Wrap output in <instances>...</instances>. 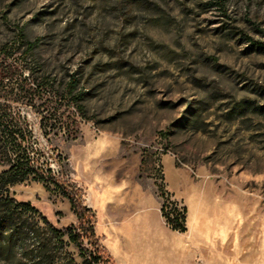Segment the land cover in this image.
I'll list each match as a JSON object with an SVG mask.
<instances>
[{"label": "rangeland", "instance_id": "obj_1", "mask_svg": "<svg viewBox=\"0 0 264 264\" xmlns=\"http://www.w3.org/2000/svg\"><path fill=\"white\" fill-rule=\"evenodd\" d=\"M2 111L39 167L84 192L112 264H145L131 246L157 250L146 264H264V0H0ZM8 195L35 214L0 264H87L52 185Z\"/></svg>", "mask_w": 264, "mask_h": 264}, {"label": "trees", "instance_id": "obj_2", "mask_svg": "<svg viewBox=\"0 0 264 264\" xmlns=\"http://www.w3.org/2000/svg\"><path fill=\"white\" fill-rule=\"evenodd\" d=\"M214 6L223 8L225 0H212ZM32 44L27 45V49ZM77 80L70 76V80L62 91V99L67 102H77L80 97L76 93ZM31 131L23 125L21 118L0 112V258L11 247L12 238L15 239L22 230L19 221L24 214H35L29 203H17L8 195V188L23 183L29 178L37 182L52 185L68 202L74 214L77 226L67 229L65 235L68 241L77 249L87 264H112L110 257L101 246L102 239L95 233L96 218L94 213L84 205L85 194L75 185L69 184L61 178L52 175L51 170H43L32 156L29 145ZM162 199L160 213L171 231L185 233V210L178 208L161 185L157 187ZM57 237L64 234L54 231ZM6 234L9 236L5 240ZM86 245L88 247H86Z\"/></svg>", "mask_w": 264, "mask_h": 264}, {"label": "crops", "instance_id": "obj_3", "mask_svg": "<svg viewBox=\"0 0 264 264\" xmlns=\"http://www.w3.org/2000/svg\"><path fill=\"white\" fill-rule=\"evenodd\" d=\"M102 239V238H101ZM102 241H103V239H102ZM124 245H128V244H124ZM130 246V245H129ZM132 250H134L135 251V253L136 254H139L138 256H143V258H144V263L146 264V263H148V258L149 257H151V255L153 254V252H156L157 250L155 249V250H153V249H150V252H149V254H141V253H139V252H137V250L135 249V247H130ZM134 255V254H133ZM148 257V258H147ZM175 259H176V264L179 262V259H177L176 257H175ZM116 262H117V260H116V257L114 258V263L116 264ZM185 262L186 263H188V258H186V260H185Z\"/></svg>", "mask_w": 264, "mask_h": 264}, {"label": "built area", "instance_id": "obj_4", "mask_svg": "<svg viewBox=\"0 0 264 264\" xmlns=\"http://www.w3.org/2000/svg\"><path fill=\"white\" fill-rule=\"evenodd\" d=\"M195 264H202V262L199 260V261H196Z\"/></svg>", "mask_w": 264, "mask_h": 264}, {"label": "bare ground", "instance_id": "obj_5", "mask_svg": "<svg viewBox=\"0 0 264 264\" xmlns=\"http://www.w3.org/2000/svg\"><path fill=\"white\" fill-rule=\"evenodd\" d=\"M88 202L90 203V200H88Z\"/></svg>", "mask_w": 264, "mask_h": 264}]
</instances>
